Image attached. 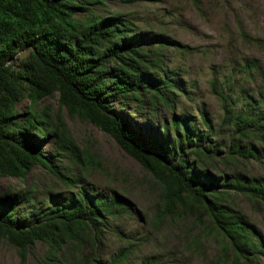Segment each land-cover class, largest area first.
Returning <instances> with one entry per match:
<instances>
[{"label":"trees","instance_id":"obj_1","mask_svg":"<svg viewBox=\"0 0 264 264\" xmlns=\"http://www.w3.org/2000/svg\"><path fill=\"white\" fill-rule=\"evenodd\" d=\"M105 1L0 0V176L24 181L40 165L64 186L41 199L31 186L0 192V238L18 250L21 264L35 242L45 245L39 264L176 262L160 252L139 254L136 235L120 225L133 206L113 189L85 183V163L72 141L60 145L76 170L71 176L62 170L72 167L59 168L41 150L60 130L37 102L56 92L59 104L111 136L150 175L159 192L153 224L191 217L193 242L211 241L213 233L214 264H261L264 239L235 202L240 197L256 211L264 205V174L245 172L250 161L264 164V83L255 95L241 90L242 82L261 76L256 59L244 56L221 80L209 79L220 110L216 124L203 110L175 114L173 104L185 92L164 52L187 47L139 29L125 14L94 12ZM24 97L25 111H17ZM114 103L120 109L134 103L153 133L133 128ZM164 111L168 118L160 117ZM112 238L120 245L109 252Z\"/></svg>","mask_w":264,"mask_h":264},{"label":"rangeland","instance_id":"obj_2","mask_svg":"<svg viewBox=\"0 0 264 264\" xmlns=\"http://www.w3.org/2000/svg\"><path fill=\"white\" fill-rule=\"evenodd\" d=\"M111 11L125 14L143 31L163 32L188 48L183 51L170 48L164 52L165 62L174 70L171 76L185 92V95L179 93L178 101L173 104L175 114L185 111L198 115L196 110H203L211 118L212 125L216 124L220 110L208 81L213 76L221 80V74H228L232 65L244 56L256 59L261 76L255 77L252 82H242L241 90L255 95V86L264 83V0H106L104 5L94 7V12L101 15ZM83 16L84 13L77 15ZM23 53H16L15 57H22ZM233 85L237 89L238 84ZM26 104L24 97L16 110L25 111ZM134 106V103H129L120 109L118 103L113 104L114 110L124 113L133 128L140 133H153L154 128L144 112L138 113ZM37 107L44 108L60 130L58 137L53 136L41 146L44 154L49 151L53 155L51 162L59 168L72 167L68 171L62 170L69 176L76 173L68 151L60 147L67 145L65 140H70L81 151L86 168L85 183L101 190L113 189L130 201L134 212L124 217L120 225L136 235L139 254L160 252L173 258L176 261L174 264L215 263L218 248L213 233L211 241L202 236L199 241L193 242L190 234L193 235L196 229L191 228V217L178 223L162 218L158 225L153 224L158 188L150 175L111 136L59 104L56 92L39 100ZM160 117L168 118L169 114L164 111ZM245 172L250 175L264 174V164L250 161ZM28 186L34 189L36 199L64 190L58 178L40 165H34L24 181L17 177L0 176V192ZM235 202L264 239V205L256 211L240 197ZM141 237L145 240L139 241ZM119 245L120 242L112 238L108 240L107 249L112 252ZM27 249L22 264H39L37 258L43 255L45 245L35 242ZM17 251L6 239L0 238V264H21Z\"/></svg>","mask_w":264,"mask_h":264}]
</instances>
